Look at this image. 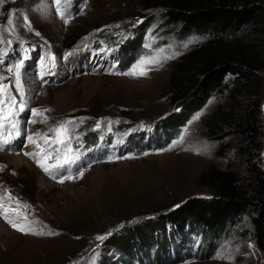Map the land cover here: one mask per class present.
I'll return each instance as SVG.
<instances>
[{"label": "rangeland", "instance_id": "1", "mask_svg": "<svg viewBox=\"0 0 264 264\" xmlns=\"http://www.w3.org/2000/svg\"><path fill=\"white\" fill-rule=\"evenodd\" d=\"M56 8L54 0H0V75L12 85L17 100L14 74L8 68L27 56L21 70L26 108L16 117L21 135L0 149V196L5 197V207H19V215L10 213L11 219L26 217L37 230L56 233L23 234L0 215V264H169L174 254L176 264H264L247 217L233 225L220 244L215 242V249L204 258L190 254L183 258V245L175 247L179 237L171 235V242L165 232L151 237L162 228L157 223L155 230L139 231L136 243L131 237L116 236L108 244L106 239L122 228L166 213L189 197L215 195L208 176L211 168L243 174L244 161L235 148L244 136L237 132V122L208 123L216 108L226 110L234 103L228 92L211 97L176 130L167 133L155 127L159 119L178 110L169 101L174 63L201 39L178 38L179 24L162 25L159 8H150L147 0H62L68 23ZM138 21L150 25L143 27L147 29L142 33V49L135 50V59L124 70L117 50L134 37ZM51 56L56 57L54 67ZM42 57L47 67H41ZM141 57L155 58L159 64L149 65L152 70L143 77L120 74ZM258 97L264 126V75ZM248 100L247 94L238 98L237 114ZM33 108L50 109L44 113L47 120L33 116ZM197 113L199 119L193 120ZM64 120L75 121L70 126L71 146L78 149L79 159L54 170L53 178L25 155L39 151L27 137L48 133ZM210 127L215 130L212 135H208ZM185 128L181 143L160 151L178 140ZM140 132L155 137L150 150L142 145L141 153L118 151L129 135ZM259 138L258 154L264 166V127ZM55 162L54 157L48 161ZM66 176L73 179L59 182ZM9 194L15 199L9 200ZM209 239L210 235H204V247ZM192 240L189 250L198 254L199 237ZM166 245L173 253L165 250Z\"/></svg>", "mask_w": 264, "mask_h": 264}, {"label": "trees", "instance_id": "2", "mask_svg": "<svg viewBox=\"0 0 264 264\" xmlns=\"http://www.w3.org/2000/svg\"><path fill=\"white\" fill-rule=\"evenodd\" d=\"M147 2L150 8L160 9L162 25L171 27L179 24L176 32L178 38H201L200 43L180 55L169 75V101L178 110L159 119L155 127L158 126V131L176 130L211 97H221L228 92L234 103L226 110L216 108L208 123L213 125L226 121L237 122V132L244 136V141L235 150L244 161V173L239 174L230 168H211L208 176L216 189L215 195L189 197L166 213L134 226H126L127 229L122 228L120 233L112 234L106 241L112 245L111 240L117 236L131 237L129 239L133 240L132 243H136L141 238L139 231L149 227L155 230L157 223L162 228L152 232L151 237L153 234L163 236L164 232L170 242L171 235L173 238L179 237L175 247L179 243L183 245V250L180 251V255L184 254L183 258L189 254L204 258L215 249V242L220 244L231 227L247 217L254 246L264 260V166L258 154L261 146L259 137L264 127L258 97V87L264 75V0ZM145 25V21L141 22L134 37L118 47V64L121 62L124 70L135 59V50L142 49V33L150 24L143 29ZM242 94H247L249 100L237 114L235 106L240 105L238 98ZM213 132L215 130L210 127L208 135ZM85 137L89 139L92 135ZM152 137L145 132L131 134L118 151L141 153L142 145H146L145 150H150L149 145L155 140ZM167 139L163 145L170 138ZM168 225L171 227L168 228ZM204 235L211 236L207 247H204ZM194 236L199 237L198 254L189 250L194 246ZM167 245L165 250L172 252ZM130 248L128 246L127 251ZM179 257V260L183 259ZM176 258L174 254L169 264H176Z\"/></svg>", "mask_w": 264, "mask_h": 264}, {"label": "snow or ice", "instance_id": "3", "mask_svg": "<svg viewBox=\"0 0 264 264\" xmlns=\"http://www.w3.org/2000/svg\"><path fill=\"white\" fill-rule=\"evenodd\" d=\"M62 0H54L56 4L57 14L64 19L65 23H68V20L65 18V13L61 9ZM141 21H138L140 23ZM11 43V41H9ZM71 53H65V56L70 55ZM27 56L23 59H20L14 65L8 68V71L13 73L14 87L15 92L19 94V100H17L16 95L12 93V85L9 83H4L6 77L0 75V149L5 145L10 144L14 139L21 135L19 130V121L16 117L20 112H23L26 108V93L25 87L22 82L21 70L24 67ZM51 65L55 66L56 57L51 56ZM44 58H41V67H47L43 63ZM159 61L152 57H141L135 64L132 65L131 69L128 72L120 73L121 75L132 76V77H143L152 70L149 65H157ZM50 111V109H31L33 116H43L44 121L47 120V117L44 116V113ZM200 117V113H197L193 117V120H197ZM83 118H81L82 122ZM35 123V120L31 121ZM75 121L73 120H64L56 123L53 127L48 129V133L36 132L27 137V140L30 144L35 145L39 151L38 152H26L25 155L32 157L35 160L37 166H39L46 174L53 176L55 178V171L57 169L63 168L67 164H73L78 159L79 156L75 155L78 152V149H74L71 146V141L73 137L71 136V128ZM111 123V122H110ZM192 123V121H189ZM96 127H100V122L98 121ZM7 130V134H5ZM110 130V129H109ZM187 132L185 128L181 133L178 140H174L169 146L168 149H161L160 151H167L174 147L176 144L181 143L184 139V136ZM14 133V135H13ZM51 133V135H49ZM38 137V139L34 138ZM40 140L43 141V146L40 144ZM55 158V163H48L52 158ZM80 176H83V172H80ZM65 179H73L71 176H66L60 179L59 182L63 183ZM9 200L15 199L10 196L7 197ZM5 197L0 196V215H3L7 223L11 227L23 234H32V235H56L55 232L47 231L45 232L43 228L37 230L33 225L34 221H27L26 217H23L20 220H14L9 217L10 213H16L19 215V207L12 209L4 206ZM19 206L20 202L16 201ZM178 207V205H177ZM106 235H111L109 232ZM106 236H97L96 239L104 240Z\"/></svg>", "mask_w": 264, "mask_h": 264}]
</instances>
